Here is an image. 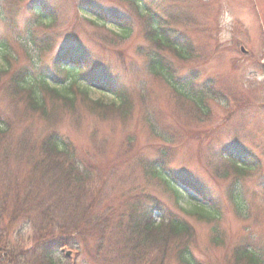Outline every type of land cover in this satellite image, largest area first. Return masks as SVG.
<instances>
[{
	"label": "rangeland",
	"instance_id": "rangeland-1",
	"mask_svg": "<svg viewBox=\"0 0 264 264\" xmlns=\"http://www.w3.org/2000/svg\"><path fill=\"white\" fill-rule=\"evenodd\" d=\"M42 1L51 10L59 8L57 25L50 31L57 46L45 54L33 51L29 42ZM88 2L130 18L129 38L121 37L114 19H99ZM139 4L164 18L182 17L177 22L183 20V25L170 24L189 40V60L151 43L144 33L146 16L140 17L139 8L127 0H0V38L8 40L16 54L11 71L0 77V122L7 129L4 136L0 134V144L12 145L0 156V188H4L0 194L29 186L33 172L29 159L37 162L39 143L58 135L75 150L80 175L92 180L83 203L94 213H107L111 222L60 249L64 259L60 264H97L102 257L119 261L115 249L107 245L116 243L121 228L138 220L149 206L157 223L162 216L188 223L193 230L189 248L201 264H247L237 259V249L264 251V0H140ZM35 31L42 39L46 30L41 26ZM77 44L85 53L75 65H89L84 72L92 73L93 82L80 77L79 84L63 92L72 97L73 106L64 105L60 94L43 92L47 108L34 110L29 94L13 87L11 78L35 64V74L51 73L49 82L59 86L56 90L64 89L70 83L63 81L55 59L60 50ZM155 52L178 78L197 77V87L214 83L205 113L152 76L148 57ZM109 81L128 91L131 109L104 88ZM19 141L26 142L25 148L16 145ZM229 152L238 153V161L248 165L244 175L224 162ZM154 166H159L158 178L147 175ZM174 188L181 191V201ZM194 189L214 200L212 206ZM8 201L6 205L13 206L15 196ZM203 208L207 219L196 215ZM37 209L22 207L20 220L37 219ZM20 220L13 225L17 228L13 245L23 238L18 253L27 249L36 256L26 259L23 254L17 264H47L40 260L43 252L33 249L32 221ZM10 223L11 215L1 216L0 207V229ZM68 251L71 257L66 256ZM167 262L178 264L176 255L170 253Z\"/></svg>",
	"mask_w": 264,
	"mask_h": 264
},
{
	"label": "trees",
	"instance_id": "trees-1",
	"mask_svg": "<svg viewBox=\"0 0 264 264\" xmlns=\"http://www.w3.org/2000/svg\"><path fill=\"white\" fill-rule=\"evenodd\" d=\"M127 1L139 8L138 15L140 17L146 16L144 33L151 43L155 44L157 48L168 49L182 60L189 59L191 46L184 39V36L178 33L177 27H172L170 22L160 15L150 13L146 9L143 10V6L139 7L140 0ZM38 4L36 24L31 30L29 42L33 51L45 54V52L53 51L57 46L56 36L54 38V34L50 31L57 25L58 20L56 17L59 8L54 6L53 10H51L52 8H49L46 1L38 2ZM88 5L91 6L95 15H98L102 21L103 18L114 19L120 27L121 37L124 39L129 38L132 33L129 30L130 18L121 16L113 10L104 11V8L98 6L97 3L88 2ZM80 11L81 9H77V12L80 13ZM173 19L179 20V16L170 18V20ZM41 26H44L46 30L42 39L37 37L35 31ZM83 53H85V50L80 48L78 44L66 46L64 50H60L58 53L55 64L60 69V72L63 73V81L71 83L62 90H56L59 86L49 82V78H52L51 73L41 72L40 75L36 74L34 76L30 71L34 70L35 73V64L31 70H26L24 67L19 72V79L16 80L14 78L11 80V85L29 94V98H31L29 105L34 110L47 108V104L42 99L43 92H50L53 95L60 94L59 96L64 100V105L73 106L72 97L64 96L63 92H68V90H72L75 85L79 84L78 77H80V73L83 78L92 81L90 74L83 73L81 67L75 65L77 64V59H81L79 56ZM13 58L12 44L1 37L0 76L10 72ZM148 58L152 76L160 77L166 81L175 94L180 98L192 101L197 109L203 111L201 104H204L206 99L213 93L212 88L207 86L195 88L193 79L182 80L178 78V75H175L176 71L174 68L170 67L165 62V58L159 53L155 52L149 55ZM66 60L71 62L68 66H64ZM72 65L75 66L71 67ZM111 84H103V86L110 93L112 92L119 102H122L121 105L124 104L128 109H131L133 105L131 106L128 91L121 90L120 87ZM84 87L88 90L90 88L88 86ZM126 94L128 95L126 96ZM6 131L7 129L3 128V124L0 122V134L4 136ZM25 143V141H19L16 145L25 148ZM11 146V144L7 145V142L5 144L1 143L0 156H2V153L6 155ZM38 148V161L35 162L34 158L29 159L33 171L32 177L29 179V186L8 188V190H4L5 195L2 196L0 194L1 216L11 215L10 225L4 227V231L0 229V264H17L23 254H26V259L36 256L35 253L31 254L30 251H26L27 249H22L23 252L18 253V250H21V246L18 245L25 239L18 240L19 243L16 245H13L12 242V237L17 230L13 225L17 220H20L18 214H20L22 207H27L29 210L38 208L40 215L37 219L33 218V220L28 221H32L35 227V233L33 234L35 246L33 249H37L36 251L39 249L43 252V259L41 258L40 260H45L47 264H60L64 260L62 256H59L60 249L66 247L75 238L81 239L82 237L93 235L96 229H104L111 223L108 220L107 213L103 214L102 210H95L94 213L92 208L83 203V193L88 191V186L92 180H84V176L80 175L79 161L76 158L75 150L70 148L69 143L63 140L61 136L52 134L49 135L47 140L41 144L39 143ZM227 161L229 163L228 166L233 170L235 169L240 175H244L245 170L249 169L248 165L240 164L234 157H228ZM157 171L153 167L151 174L147 175L153 178L158 177ZM85 177L89 178V175L86 174ZM82 178L83 181H80ZM2 189L4 188H0V191ZM42 193H44V196L41 195ZM199 193L212 206L214 200L208 199L203 195V192ZM174 194L178 197L180 192L176 190ZM21 195L22 198L18 201ZM230 195L234 198L232 193ZM11 196H15L14 205L7 206L8 198ZM178 198L181 199L182 197ZM237 201H235L236 205H238ZM203 210L199 209L196 215H199L202 219H207L206 216H202ZM160 219V223L153 219V211L151 206H149V208L140 213L138 220L128 222L121 228L116 243L115 241H110L109 245H107L110 248L112 247L111 250L115 249L120 260H114L111 257L103 260L102 257L101 262L97 264H168L167 259L170 253L176 255L178 264H201L194 258L189 248L193 233L189 225L185 221H180L173 217H167L166 219L165 216H162ZM26 220L27 218L20 221H23L22 223L28 222ZM22 223L19 222L16 226L20 227L19 224ZM49 239L58 243H48ZM236 257L247 264H264V257L260 250L256 251L251 248L237 249ZM22 261H25V259L22 258Z\"/></svg>",
	"mask_w": 264,
	"mask_h": 264
},
{
	"label": "water",
	"instance_id": "water-1",
	"mask_svg": "<svg viewBox=\"0 0 264 264\" xmlns=\"http://www.w3.org/2000/svg\"><path fill=\"white\" fill-rule=\"evenodd\" d=\"M67 255L70 256L71 255L70 252Z\"/></svg>",
	"mask_w": 264,
	"mask_h": 264
}]
</instances>
